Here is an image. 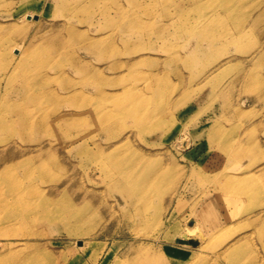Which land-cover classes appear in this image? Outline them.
Masks as SVG:
<instances>
[{
	"label": "rangeland",
	"instance_id": "1",
	"mask_svg": "<svg viewBox=\"0 0 264 264\" xmlns=\"http://www.w3.org/2000/svg\"><path fill=\"white\" fill-rule=\"evenodd\" d=\"M117 1L0 0V179L85 216L0 264H264V0Z\"/></svg>",
	"mask_w": 264,
	"mask_h": 264
},
{
	"label": "bare ground",
	"instance_id": "2",
	"mask_svg": "<svg viewBox=\"0 0 264 264\" xmlns=\"http://www.w3.org/2000/svg\"><path fill=\"white\" fill-rule=\"evenodd\" d=\"M115 6H116V8H115L116 12L118 14L120 12H122V8H121V5L119 4V1L115 0ZM67 34L71 37L75 36V33L70 31V30L68 31ZM44 38H45V40L48 39L47 37H44ZM24 125L26 127H30V128H34L37 126L35 124V122L31 119V117H28V116L25 117V119H24ZM57 125H59V127H61L60 124H57ZM1 161H3V163L1 165H5V163L9 160H8V158H4L3 160L1 159ZM29 164H31V167H32L31 169H34V170H38V168H42L39 170L40 172H42V170L44 168H46V166H45L46 163L41 162V158H36V156H34L30 159ZM118 166H120V168L118 167L119 168V174H120V175L118 174V180H119V183L123 184V182H125V179L123 177V176H125V173H124L120 163L118 164ZM3 167L4 168H1V169H3L2 171L7 169V168H5V166H3ZM30 174H32V172L26 173V175H28V178L30 177ZM41 180H42V178H41ZM9 183H10V181H5L2 178L0 179V206H4V204L19 202L21 204L20 205L21 208L18 209L17 211L12 210V211L6 213L4 216L5 217L4 219H6V220L12 221L18 215V217H23V218H29V217H30V219L34 218L35 221L38 220L40 223L52 226L54 223L64 221V218L61 216L62 214H60L63 211L64 212L66 211L69 218H70V215H72V218H75L73 220L75 223L83 221V219L85 217L83 212L81 211V209H80V211H77L76 213H72L73 207H70V205H67L64 203L65 201L63 199V196L61 194H57L58 192L56 193L55 188H48L47 192L37 194L36 199H32V198H28L25 196V194H27L30 191V189H32V186L31 187L19 186L16 189H8L7 185H9ZM123 188L124 189H122V191H124V194H128L132 197L137 196V194H138V191H131V190H126L125 187H123ZM117 191L121 192V189H119ZM73 192H76L75 189H73ZM54 194H56L55 197L53 196ZM83 194H84V196H82V199H84V201L86 198L88 200L90 199V195H88V193L83 192ZM79 197H81V196L79 195ZM75 198H78V196L75 195ZM113 216H115V215L112 214L110 217H113ZM119 219L125 222V220H124V218H122V216ZM118 222H119V220H118ZM105 233L103 235H105ZM80 237H82V236H80ZM80 237H78V238H80ZM192 240L193 239L188 238L184 234V237L181 239V242L182 243H189L191 245H196L197 243H195V241H192ZM30 262H26V263H30ZM22 264H25V263H22Z\"/></svg>",
	"mask_w": 264,
	"mask_h": 264
}]
</instances>
